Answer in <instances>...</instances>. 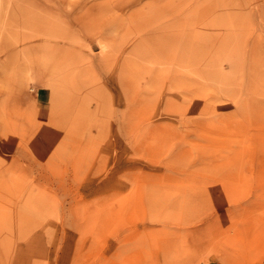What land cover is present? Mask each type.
<instances>
[{
    "label": "rangeland",
    "instance_id": "1",
    "mask_svg": "<svg viewBox=\"0 0 264 264\" xmlns=\"http://www.w3.org/2000/svg\"><path fill=\"white\" fill-rule=\"evenodd\" d=\"M29 1L0 31V264H264V0Z\"/></svg>",
    "mask_w": 264,
    "mask_h": 264
},
{
    "label": "bare ground",
    "instance_id": "2",
    "mask_svg": "<svg viewBox=\"0 0 264 264\" xmlns=\"http://www.w3.org/2000/svg\"><path fill=\"white\" fill-rule=\"evenodd\" d=\"M10 1H11V0H0V31H1V29H2V26H3L4 22H5V16H6V15H5V12L7 11L8 3H10ZM28 1H29V0H28ZM49 1H51V0H49ZM56 1H60V0H56ZM63 1H64V0H61L62 3H63ZM68 1H69V0H68ZM73 1H74V0H73ZM73 1H72V2H73ZM83 1H84V0H83ZM87 1H89V0H87ZM90 1H92V0H90ZM97 1H99V0H96L95 2L98 3ZM140 1H141V0H105V1L103 0L102 2H100V8H99V10H98V13H101V12H107V13L109 12V13H110V11H112V10H120V11L123 10V9H126V10H127V8H125L126 6H128V7H132V5H133V6L136 5V4L139 3ZM142 1H143V0H142ZM145 1H146V0H145ZM151 1H152V0H151ZM160 1H161V0H160ZM163 1H164V4H165V5H166V4L168 5L172 0H170V2H168L169 0H167V2H166V0H162L161 2H159V4H160V3L162 4ZM182 1H183V0H182ZM17 2H18V1H17ZM45 2H46V1H45ZM72 2H71V3H72ZM148 2H150V0H149ZM156 2H157V1H156ZM165 2H166V3H165ZM173 2H176V1H173ZM173 2H171V3H173ZM15 3H16V2H15ZM34 3H35V4H34ZM34 3H32V1L30 0V1L28 2V5H29L31 8H32V7H33V8H34V7H37L38 9H39V8L41 9V7L38 6V4H37L36 2H34ZM67 3H68V2H67ZM89 3H90V2H89ZM89 3L87 4L89 7H87V6H86V7L89 8V11H90V10H93V8H92V7L90 8L91 3H90V4H89ZM140 3H141V2H140ZM171 3H170V4H171ZM177 3H178V2H177ZM181 3H182V2H181ZM184 3H185V2H184ZM186 3H187V2H186ZM16 4H17V3H16ZM16 4H15V5H16ZM24 4H25V3H24ZM45 4H46V3H45ZM149 4H150V3H149ZM152 4H153V2H152ZM173 4H174V3H173ZM18 5H19V4H18ZM48 5H50V4H48ZM48 5H47V6H48ZM65 5H66V4H65ZM94 5H95V4H94ZM98 5H99V4H97L96 7H98ZM142 5H145V4H142ZM142 5H141V6H142ZM167 5H166V6H167ZM171 5H172V4H171ZM179 5H181V4H179ZM23 6H24V5H23ZM26 6H27V5H26ZM50 6H51V5H50ZM112 6H113V7H112ZM163 6H164V5H163ZM163 6H162V7H163ZM166 6H165V7H166ZM176 6H177V5H176ZM53 7H54V6H53ZM86 7H84V9H85ZM93 7H94V6H93ZM110 7H111V8H110ZM134 7H135V6H134ZM134 7H133V8H134ZM139 7H140V6H139ZM165 7H164V9H165ZM173 7H174V6H173ZM8 8H9V7H8ZM42 8H43V7H42ZM51 8H52V7H51ZM67 8H68V6H67ZM166 8H169V6H167ZM170 8H171V7H170ZM181 8H184V7H181ZM185 8H186V7H185ZM28 9H29V8H28ZM40 9H39V10H40ZM58 9H62V8H58ZM96 9H97V8H96ZM134 9H137V10H138V8H134ZM9 10H10V9H9ZM18 10H19V9H18ZM34 10H36V9H34ZM62 10H63V9H62ZM126 10H123V11H126ZM140 10H141V9H140ZM20 11H21V13H22V12L25 13V11H22V10H20ZM31 11H32V14H33L34 11H33V10H31ZM31 11H29V12H31ZM40 11H41V10H40ZM57 11H58V10H57ZM83 11H84V10H83ZM164 11H166V10H164ZM37 12H39V11H37ZM76 12H77V11H76ZM79 12H80V10H79ZM87 12H88V11H87ZM92 12H94V10H93ZM113 12H114V11H113ZM115 12H116V11H115ZM139 12H140V11H139ZM181 12H182V10H181ZM40 13H41V12H40ZM74 13H75V12H74ZM81 13H82V11H81ZM98 13H97V14H98ZM107 13H103V14H104V15H107ZM116 13H117V12H116ZM126 13H127V12H126ZM176 13L178 14V12H176ZM77 14L80 16V14H79L78 12H77ZM77 14H76V15H77ZM85 14L88 15V16H87V17H88L87 19H89V16H90V15H89L88 13H85ZM85 14H82L81 16L83 17ZM160 14H161V13H160ZM165 14H166V13H165ZM25 15H28V13H25ZM73 15H74V14H73ZM76 15H75V16H76ZM99 15H100V14H99ZM109 15H110V14H109ZM109 15H107V16H109ZM112 15H114V14H112ZM121 15H122V13H121ZM123 15H124V14H123ZM134 15H135V14H134ZM137 15H138V14H137ZM150 15H151V14H150ZM172 15H173V14H172ZM172 15H170V18H173ZM174 15H175V14H174ZM184 15H185V14H183V16H184ZM68 16H69V15H68ZM79 16H78V17H79ZM96 16H97V15H96ZM100 16L102 17V15H100ZM128 16H129V15H128ZM128 16H125V17H128ZM153 16H154V15H153ZM101 17H100V18H101ZM119 17H120V16H119ZM166 17L168 18L169 16L167 15ZM100 18H99V19H100ZM110 18H111V17H110ZM128 18H129V17H128ZM134 18H135V16H134ZM147 18H148V17H147ZM170 18H169V19H170ZM212 18H213V17H212ZM93 19L96 20L97 18H93ZM111 19H112V18H111ZM207 19H209V18H207ZM116 20H117V19H116ZM120 20H122V19H120ZM120 20H119V21H120ZM125 20L128 21L126 18H125ZM125 20H124V21H125ZM131 20H132V19H131ZM131 20L129 19V21H131ZM62 21H64V20H62ZM82 21H84V20H82ZM82 21H79V22H82ZM89 21L92 23V20H89ZM129 21H128V25H129ZM142 21H143V20H142ZM95 22H96V21H95ZM105 22H106V21H105ZM165 22H166V21H165ZM165 22H164V23H165ZM172 22H173V21H172ZM172 22H171V23H172ZM186 22H187V21H186ZM232 22H233V21H232ZM234 22H235V21H234ZM47 23H49V22H47ZM63 23H64V22H63ZM66 23H67V21H66ZM114 23H115V22H114ZM144 23H145V22H144ZM169 23H170V22L167 23V26H166V29H165V33L163 34V35H164L163 38H161V39L158 38V40H159V43H162V44H163L164 51H169V52L171 53V52L173 51L172 49H174V46H175V38L172 39L173 36H172V35L170 36V35L168 34V29L171 27V25H170L171 23H170V24H169ZM184 23H185V22H184ZM211 23H212V21H211ZM54 24H56V23H54ZM80 24H81V23H80ZM117 24H118V22H117ZM141 24H142V23H141ZM148 24H149V23H148ZM189 24H190V27H193V26H191V25H192L191 23H189ZM189 24H188V25H189ZM232 24H233V23H232ZM38 25H39V28L36 27V28L34 29L35 32H39V33H34V34H33V36H35V37H37V36H42V35L44 34V32H46V30H47V29H45V27H46L47 24L44 25V21H43L41 24H38ZM59 25H60V24H59ZM59 25H57V28H58ZM82 25H83V24H82ZM89 25H90V23H89ZM110 25H111V24H110ZM123 25L126 26L125 24H123ZM169 25H170V26H169ZM196 25H197V24H196ZM240 25H241V24H239L238 27H239ZM61 26H62V25H61ZM68 26H69V24H68ZM114 26H115V25H114ZM114 26H113V27H114ZM116 26H117V25H116ZM118 26H119V25H118ZM118 26H117V27H118ZM149 26H150V25H149ZM160 26H161V25H160ZM173 26H175V25H173ZM182 26H183V25H182ZM234 26H235V25H234ZM242 26H243V25H242ZM59 27H60V26H59ZM64 27H65V26H64ZM64 27H63V30H65ZM99 27H100V26H99ZM108 27H109V26H108ZM83 28H84V27H83ZM93 28H94V27H93ZM125 28H126V27H125ZM128 28H129V26H128ZM130 28H131V27H130ZM232 28H233V27H232ZM241 28H242V27H241ZM51 29H52V28H51ZM58 29H61L60 31H62V27H61V28H58ZM68 29H72V28H68ZM97 29H98V27H97ZM97 29H96L95 32H99ZM159 29H160L159 26H153V27L151 28V32H152V34H153V35H159V34L156 33V31L159 30ZM234 29H235V28H234ZM122 30H123V29H122ZM125 30H126V29H125ZM144 30H145V29H144ZM201 30H202V29H201ZM236 30H237V28H236ZM239 30H241V29H239ZM52 31H53V30H52ZM52 31H51V32H52ZM57 31H58V30H57ZM71 31H72V30H71ZM87 31L89 32V29H88ZM88 32H87V33H88ZM118 32L120 33L119 30H118ZM126 32H127V30H126ZM139 32H140V31H139ZM182 32H183V30H182ZM210 32H211V31H210ZM227 32H229V31H227ZM55 33H56V32H55ZM55 33H54V34H55ZM70 33H71V32H70ZM102 33H103V32H102ZM123 33H124V32H123ZM141 33H142V32H141ZM175 33H176V32H175ZM179 33H180V32H179ZM211 33H212V32H211ZM214 33H215V32H214ZM214 33H213V34H214ZM216 33H217V32H216ZM220 33H221V32H220ZM236 33H237V31H236ZM46 34H47V32H46ZM100 34H101V33H100ZM132 34H133V32H132ZM228 34H229V33H228ZM228 34H227V35H228ZM231 34H232V33H231ZM59 35H60V34H59ZM91 35H92V33H91ZM102 35H103V34H102ZM123 35H124V34H123ZM128 35H130V34H128ZM135 35H136V34H135ZM140 35H141V34H140ZM197 35H198V34H197ZM233 35H234V34H233ZM105 36H106V35H104V38H105ZM136 36H137V35H136ZM150 36H151V35H150ZM219 36H220V35H219ZM219 36H218V37H219ZM230 36H231V35H230ZM76 37H77V36H76ZM93 37H94V35H93ZM95 37H96V36H95ZM112 37H113V36H112ZM117 37H118V36H117ZM121 37H122V36H121ZM132 37H133V36H132ZM139 37H140V36H139ZM139 37H137V38H139ZM153 37H154V36H153ZM161 37H162V36H161ZM235 37H236V36H235ZM123 38H124V37H123ZM133 38H134V37H133ZM137 38H136V39H137ZM141 38H142V37H140V39H141ZM219 38H220V37H219ZM233 38H234V37H233ZM233 38H231V39H233ZM113 39H114V38H113ZM118 39H119V37H118ZM118 39H117V41H118ZM140 39H139V40H140ZM107 40H108V39H107ZM128 40L130 41L131 39H128ZM128 40H127V41H128ZM235 40L238 41L237 39H235ZM240 40H241V39H240ZM117 41H116V42H117ZM127 41H126V42H127ZM129 41H128V42H129ZM132 41H134V40H132ZM141 41H142V39H141ZM233 41H234V40H233ZM114 42H115V41H114ZM119 42H120V41H119ZM124 42H125V41H124ZM126 42H125V43H126ZM128 42H127V45L130 44V43H128ZM130 42H131V41H130ZM97 43H98V42H97ZM105 43H106V42H105ZM120 43H121V42H120ZM135 43H137V41H135ZM149 43H150V42H149ZM239 43H240V42H239ZM107 44H108V43H107ZM123 44H124V43H123ZM123 44H121V45L123 46ZM132 44H133V43H132ZM137 44H138V43H137ZM142 44L144 45V40H143V43H142ZM150 44H152V43H150ZM154 44H155V42H154ZM232 44H233V43H232ZM234 44H235V43H234ZM234 44H233V45H234ZM101 45H102V49H105V48L108 46V45L106 46L104 43H102ZM101 45H100V48H101ZM121 45H120V48H121ZM130 45H131V44H130ZM152 45H153V44H152ZM235 45H236V44H235ZM238 45H239V44H238ZM96 46L99 47V43L96 44ZM116 46H117V45H116ZM132 46H133V45H132ZM132 46H131V47H132ZM137 46H138V45H137ZM141 46H142V45H141ZM146 46H147V45H146ZM236 46H237V45H236ZM147 47H148V46H147ZM150 47H151V46H150ZM226 47H227V46H226ZM226 47H225V48H226ZM229 47H230V46H229ZM109 48H110V47H109ZM113 48H115V47H113ZM117 48H118V47H117ZM126 48H127V47H126ZM140 48H141V47H140ZM142 48H143V46H142ZM144 48H145V47H144ZM153 48H155V47H153ZM128 49H129V48H128ZM148 49H150V48L148 47ZM106 50H107V49H106ZM122 50H123V49H122ZM133 50H134V49H132V51H133ZM140 50L142 51V49H140ZM143 50H144V49H143ZM227 50H228V49H227ZM231 50H233V49L231 48ZM72 51H73V50H72ZM117 51H118V50H117ZM134 51H135V50H134ZM138 51H139V50H138ZM75 52H76V51H75ZM115 52H116V51H115ZM118 52H119V51H118ZM118 52H116V53H118ZM124 52H125V50H124ZM145 52H146V51H145ZM160 52H161V51H160ZM228 52H229V51H228ZM126 53H127V51H126ZM140 53H141V52H140ZM142 53H144V52H142ZM151 53H152V51L150 52V54H151ZM229 53H230V52H229ZM130 54H131V51H130ZM144 54H145V53H144ZM161 54H163V53H161ZM124 55H125V54H124ZM132 55H133V54H132ZM153 55H154V53H153ZM108 56H109V55H108ZM108 56H107V57H108ZM111 56H112L113 58H115L112 54H111ZM143 56H144V55H143ZM151 56H152V55H151ZM151 56H150V57H151ZM168 56H169V53H168ZM170 56H171V55H170ZM170 56H169V57H170ZM172 56H173V53H172ZM172 56H171V57H172ZM124 57H125V56H124ZM124 57H122V58H124ZM138 57H140V59H141L142 56H140V54H139ZM150 57H148V58H150ZM154 57H155V55H154ZM157 57H158V59H159V55H158ZM169 57H168V58H169ZM160 58H161V57H160ZM172 58H173V57H172ZM261 58H262V57H261ZM128 59H130V57H128ZM131 59H132V58H131ZM136 59H137V58H136ZM140 59H139V62H140ZM143 59H144V58H143ZM154 59H156V57H155ZM113 60H115V59H113ZM152 60H153V59H151V61H152ZM169 60H172V59H169ZM260 60H261V59H260ZM132 61H133V60H132ZM132 61H131V62H132ZM161 61H162V60H161ZM163 61H167V60H164V59H163ZM106 62H107V61H106ZM122 62H123V61H121V63H122ZM126 62H127V61H126ZM126 62H124V63H126ZM149 62H150V61H149ZM158 62H160V60H159ZM175 62H176V61H175ZM103 63H105V62H103ZM142 63H143V62H142ZM168 63L170 64V62H168ZM181 63H182V62H181ZM181 63H178V64H181ZM109 64H110V60H109L108 64H106V65H109ZM137 64H138V63H137ZM169 64H167V65H169ZM182 64H183V63H182ZM122 65H124V64H122ZM128 65H129V64H128ZM133 65H134V64H133ZM171 65H172V64H171ZM103 66H104V65H103ZM174 66H178V65L175 64ZM120 67H121V66H120ZM131 67H132V66H131ZM139 67H140V66H139ZM154 67H155V66H154ZM187 67H188V66H187ZM105 68H106V67H105ZM121 68H122V69L119 68L118 72H119V71H120V73L123 72V75H124V72H126L125 70H126L127 68H125V69H124L123 67H121ZM137 68H138V67H137ZM150 68H151V67H150ZM177 68H178V67H177ZM177 68H174V67H173L174 71L176 70L177 73H179ZM130 69H131V68H130ZM139 69H140V68H139ZM151 69H153V67H152ZM157 69H158V68H157ZM164 69H165V68H164ZM122 70H123V71H122ZM137 70H138V69H137ZM145 70H146V65L144 66V71H145ZM149 70H150V69H149ZM155 70H156V69H155ZM106 71H107V70H106ZM133 71L135 72V68H134ZM162 71H163V70H162ZM168 71H169V70H168ZM218 71H219V70H218ZM127 72H128V71H127ZM130 72L132 73L131 70H130ZM150 72H151V71H150ZM128 73H129V72H128ZM141 73H142V72H141ZM163 73H164V72H163ZM132 74H133V73H132ZM134 74H135V73H134ZM136 74H137V73H136ZM139 74H140V73H139ZM139 74H137V75H139ZM142 74H143V73H142ZM142 74H141V75H142ZM145 74H146V71H145ZM119 75H122V74H119ZM123 75H122V76H123ZM126 75H127V74H125V77H128V75H127V76H126ZM129 75H130V74H129ZM153 75H154V74H153ZM153 75H152V76H153ZM162 75H164V74H162ZM166 75H167V74H166ZM178 75H180V73H179ZM122 76H120V77L123 78V79H126V78H124V77H122ZM152 76H151V77H152ZM155 76H156V75H155ZM164 76H165V75H164ZM184 76H185V75H184ZM203 76H204V75H203ZM218 76H219V75H218ZM116 77H117V76H116ZM120 77H119V78H120ZM138 77H139V76H137V78H138ZM141 77H142V76H141ZM161 77H162V76H161ZM178 77H179V76H178ZM117 78H118V77H117ZM121 78H120V80H121ZM132 78H133V77H132ZM135 78H136V75H135ZM135 78H134V79H135ZM149 78H150V77H149ZM152 78H153V80H154V76H153ZM162 78H163V77H162ZM127 79L129 80V78H127ZM170 79H172V78H170ZM130 80H131V77H130ZM157 80H158V79H157ZM168 80H169V79H168ZM177 80H178V79H177ZM184 80H185V79H184ZM118 81H119V80H118ZM131 81H132V82H130L131 85L134 83V81L137 82V80H131ZM158 81H159V82L161 81L160 83H162V79L160 80V78H159ZM121 82H123V80H121ZM127 82H128V81H127ZM153 82H155V81H153ZM169 82L171 83V81H169ZM118 83H119V82H118ZM128 83H129V82H128ZM157 83H158V82H157ZM121 84L123 85V83H121ZM171 84H172V83H171ZM129 85H130V84H129ZM136 85H137V84H136ZM152 85H153V84H152ZM179 85H180V84H179ZM127 86H128V85H127ZM132 86H134V85H132ZM132 86H131V87H132ZM157 86H160V85L158 84ZM120 87L122 88V86H120ZM129 87H130V86H129ZM131 87H130V89L133 90V92H134V90H135L136 88L134 87L135 89H132L133 87H132V88H131ZM166 87H167V86H166ZM170 87H171V85H170ZM124 88H125V87H124ZM124 88H122V89H124ZM126 88H127V87H126ZM147 88H148V87H147ZM149 88H151V87H149ZM167 88H168V87H167ZM174 88H175V87H174ZM229 88H230V87H229ZM122 89H121V90H122ZM138 89H140V88H138ZM153 89H154V88H153ZM153 89H149V90H153ZM155 89H158V87H156ZM155 89H154L153 91H155ZM165 89H166V88H165ZM172 89H173V88H172ZM176 89H177V87H176ZM176 89H173V90H176ZM231 89H232V88H231ZM140 90H142V89H140ZM173 90H172V91H173ZM181 90H183V89L181 88ZM124 91H125V90H123V92H124ZM127 91L129 92V90H126L125 93H126ZM146 91H147V90H146ZM227 91H228V90H227ZM130 92H131V91H130ZM133 92H132V93H133ZM136 92H137V91H136ZM156 92H157V91H156ZM164 92H165V91H164ZM168 92H169V91H168ZM170 92H171V91H170ZM183 92L185 93V92H186V89H185V91H183ZM187 92H188V91H187ZM153 93H154V95H153ZM153 93L151 92V94H152L151 97H154V96H155V92H153ZM126 94H127V93H126ZM126 94H125V95H126ZM128 94H129V93H128ZM128 94H127V96H128ZM137 94H138V93H137ZM147 94H148V93H147ZM177 94H178V93H177ZM149 95H150V94H149ZM149 95H148V96L145 95V96H146L147 98H148V97L151 98ZM185 95H186V94H185ZM182 96H183V95H182ZM125 97H126V96H125ZM132 97H133V96H132ZM179 97H180V95H179ZM127 98H128V97H127ZM135 98H136V97H135ZM140 98H141V96H140ZM140 98H139V99H140ZM149 98H148V99H149ZM155 98H156V97H155ZM168 98H169V97L166 96V99H168ZM128 99H129V98H128ZM171 99H172V98H171ZM173 99H174V98H173ZM173 99H172V100H173ZM140 100H141V99H140ZM149 100H150V99H149ZM169 100H170V99H169ZM174 100H176V99H174ZM178 100H179V99H178ZM128 101H129V100H128ZM131 101H132V100H131ZM142 101H143V99H142ZM146 101H148V100L146 99ZM150 101L153 102V99H151ZM155 101H156V99H155ZM167 101H168V100H167ZM133 102H134V101H133ZM138 102H139V101H138ZM143 102H144V101H143ZM151 102H150V103H151ZM169 102H170V101H168L166 105H168ZM171 102H172V101H171ZM174 102H175V101H174ZM174 102H173V103H174ZM147 103H148V102H147ZM164 103H165V102H164ZM173 103H172V104H173ZM141 104H142V103H141ZM170 104H171V103H170ZM172 104H171V105H172ZM181 104H182V103H181ZM183 104H184V103H183ZM183 104H182V105H183ZM129 105H130V104H129ZM131 105H132V103H131ZM171 105H169V107H168V106H165V107H168V109H169ZM173 105H174V104H173ZM176 105H180V104H178V102H177ZM133 107H134V106H133ZM137 107H142V106L139 105V106H137ZM144 107H146V106H144ZM174 107H175V106H174ZM178 107L180 108V110L182 109V107L177 106V108H178ZM129 108H130V107H128V110H129ZM142 108H143V107H142ZM175 108H176V107H175ZM177 108H176V109H177ZM168 109H167V110H168ZM172 109H173V108H172ZM183 109H184V106H183ZM126 110H127V109H126ZM128 110H127V111H128ZM164 110H165V108H164ZM180 110H179V111H180ZM127 111H125V114L128 115V112H127ZM129 111H130V110H129ZM176 111H178V109H177ZM126 112H127V113H126ZM130 115H132V112H131ZM183 116H184V115H183ZM131 117H133V115H132ZM124 118H125V117H124ZM126 119H127V120L129 119V121L131 120V118H129V117L126 118ZM183 119H185V118H183ZM131 122H132V121H131Z\"/></svg>",
    "mask_w": 264,
    "mask_h": 264
}]
</instances>
